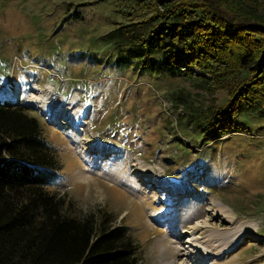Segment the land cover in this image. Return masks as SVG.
Segmentation results:
<instances>
[{
    "label": "rangeland",
    "instance_id": "rangeland-1",
    "mask_svg": "<svg viewBox=\"0 0 264 264\" xmlns=\"http://www.w3.org/2000/svg\"><path fill=\"white\" fill-rule=\"evenodd\" d=\"M159 1L0 0L1 102L38 118L60 164L48 190L124 226L139 264H264V113L245 106L230 129L214 117L251 75L210 92L197 67L173 74L145 38L117 40ZM218 230L237 241L197 261L192 238L208 248Z\"/></svg>",
    "mask_w": 264,
    "mask_h": 264
},
{
    "label": "trees",
    "instance_id": "trees-1",
    "mask_svg": "<svg viewBox=\"0 0 264 264\" xmlns=\"http://www.w3.org/2000/svg\"><path fill=\"white\" fill-rule=\"evenodd\" d=\"M152 8L151 17L119 27L117 40L146 39L173 74L175 67L188 74L197 67L209 76L199 77L210 92L248 72L232 87L225 113L214 116L220 128L230 129L245 106L264 113L262 0H162ZM28 112L0 101V264H139L124 226L108 224L106 215L80 218L48 190L60 164Z\"/></svg>",
    "mask_w": 264,
    "mask_h": 264
},
{
    "label": "bare ground",
    "instance_id": "bare-ground-1",
    "mask_svg": "<svg viewBox=\"0 0 264 264\" xmlns=\"http://www.w3.org/2000/svg\"><path fill=\"white\" fill-rule=\"evenodd\" d=\"M23 97H25V96H23ZM1 99H2V96H0V101H1ZM221 209H222L221 211L223 212V214H225V218H226L227 221L232 222V223H235V221H237L235 219L234 215L232 214V212L229 210V208H227L229 212L225 211L223 208H221ZM204 223H206V222H202V224H201V222H198L197 224L193 225L189 229L187 228L185 230V232H189L190 229H191L193 231V233H194L197 229L200 230L201 228H207L208 226L206 224H204ZM211 230H212L211 231V233H212L213 231L215 232L216 229L214 228V229H211ZM194 234H196V233H194ZM217 235L218 236H224L225 238H223V241H220V242H218L216 244H213V245H211V244L209 245L208 244V245H206V246H209L208 248L205 247V246L201 247V246H199L197 244V240L198 239L197 240H195V239L199 238V237H195V238L193 237L192 238V240H193L192 242L196 243L195 244V248H197V251L193 252L192 254H193V256L196 257L195 259H197V261L203 260V259H207V258L212 257V256H217V254L218 255L220 254L221 249L224 248L227 243H229V244H227L228 246H233L235 244V242L237 241L236 237H235L236 233H234L232 231L218 230L217 231ZM202 243H205V242H202Z\"/></svg>",
    "mask_w": 264,
    "mask_h": 264
}]
</instances>
